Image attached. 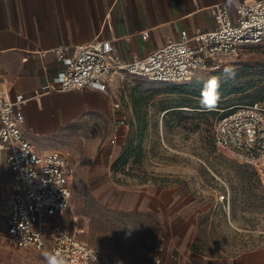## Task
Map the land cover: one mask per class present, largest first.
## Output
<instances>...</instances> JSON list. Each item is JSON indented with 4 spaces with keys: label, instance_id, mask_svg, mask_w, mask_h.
Listing matches in <instances>:
<instances>
[{
    "label": "rangeland",
    "instance_id": "obj_1",
    "mask_svg": "<svg viewBox=\"0 0 264 264\" xmlns=\"http://www.w3.org/2000/svg\"><path fill=\"white\" fill-rule=\"evenodd\" d=\"M210 78L219 79V100L209 109L201 90ZM114 85L130 121L117 141L110 118L89 115L66 131L61 146L74 177L71 204L59 219L100 249L95 264H158L172 230L185 228L182 220L193 223L191 248L207 255L263 245L264 174L221 150L212 125L231 106L264 99V40L188 81L128 74ZM135 101L146 114L142 133ZM128 144L126 163L114 170ZM3 230L0 215V264L45 263L41 251L13 246Z\"/></svg>",
    "mask_w": 264,
    "mask_h": 264
},
{
    "label": "built area",
    "instance_id": "obj_2",
    "mask_svg": "<svg viewBox=\"0 0 264 264\" xmlns=\"http://www.w3.org/2000/svg\"><path fill=\"white\" fill-rule=\"evenodd\" d=\"M215 27L169 37L148 55L123 58L111 40L84 41L66 55L68 46L55 48L66 67L55 77L58 89H107L116 74L146 76L162 82L190 80L200 69H216L245 46L264 40V0H223L210 6ZM147 34H144L146 36ZM27 96L10 94L0 84V162L13 178L6 197L4 238L13 246L37 249L62 258L64 264H95L100 249L60 221L72 200L74 167L61 149H38L25 135L23 103ZM117 128L127 123L115 118ZM216 145L264 174V99L238 103L216 118ZM157 261H160L158 258Z\"/></svg>",
    "mask_w": 264,
    "mask_h": 264
},
{
    "label": "crops",
    "instance_id": "obj_3",
    "mask_svg": "<svg viewBox=\"0 0 264 264\" xmlns=\"http://www.w3.org/2000/svg\"><path fill=\"white\" fill-rule=\"evenodd\" d=\"M219 1L223 0H0V84L12 96H27L23 103L25 135L40 150L66 152L61 147L66 131L76 130L84 117L103 115L113 122L111 142H116L120 130L129 125L117 128L115 124V118L122 115L128 120L114 85V79L124 74L110 77L105 90L58 89L54 80L66 65L55 48L66 45V55H70L77 44L98 37L111 40L125 59L143 57L169 37L179 38L183 29L193 33L214 28L210 6ZM12 184L10 168L0 162L3 234ZM182 222L185 228L172 230L158 264H264V244L229 257L192 249L193 223Z\"/></svg>",
    "mask_w": 264,
    "mask_h": 264
},
{
    "label": "clouds",
    "instance_id": "obj_4",
    "mask_svg": "<svg viewBox=\"0 0 264 264\" xmlns=\"http://www.w3.org/2000/svg\"><path fill=\"white\" fill-rule=\"evenodd\" d=\"M226 75L234 74V70L225 69ZM211 95L214 98V102L219 100V79L218 78H210L205 82L204 88L201 90V103L205 108H212L215 106V103L208 102V95ZM132 229H129V233ZM47 259V264H64L62 258H58L56 255H52L50 253L44 254Z\"/></svg>",
    "mask_w": 264,
    "mask_h": 264
},
{
    "label": "trees",
    "instance_id": "obj_5",
    "mask_svg": "<svg viewBox=\"0 0 264 264\" xmlns=\"http://www.w3.org/2000/svg\"><path fill=\"white\" fill-rule=\"evenodd\" d=\"M135 114H136V118H137V121H138L139 133H142L143 129L147 126L146 114H144V113L141 114L139 102H136V101H135ZM127 123L129 124L130 121L127 120ZM213 125H214V123H213ZM213 125H212V129H213ZM131 145L130 144L125 145L124 148H123V151L121 152V154L113 162L112 167H113L114 170H118L120 165H123V164L126 163L127 157H128V152H129V150L131 148ZM139 147H141V145H139Z\"/></svg>",
    "mask_w": 264,
    "mask_h": 264
},
{
    "label": "snow or ice",
    "instance_id": "obj_6",
    "mask_svg": "<svg viewBox=\"0 0 264 264\" xmlns=\"http://www.w3.org/2000/svg\"><path fill=\"white\" fill-rule=\"evenodd\" d=\"M208 102L210 104L214 102V98L210 94L208 95Z\"/></svg>",
    "mask_w": 264,
    "mask_h": 264
}]
</instances>
